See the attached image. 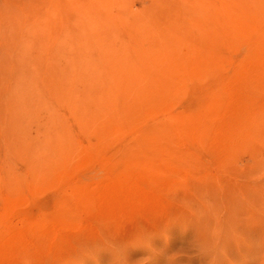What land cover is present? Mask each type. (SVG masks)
Listing matches in <instances>:
<instances>
[{
    "label": "rangeland",
    "instance_id": "374dc122",
    "mask_svg": "<svg viewBox=\"0 0 264 264\" xmlns=\"http://www.w3.org/2000/svg\"><path fill=\"white\" fill-rule=\"evenodd\" d=\"M65 15L0 24V264H264V0Z\"/></svg>",
    "mask_w": 264,
    "mask_h": 264
},
{
    "label": "bare ground",
    "instance_id": "6f19581e",
    "mask_svg": "<svg viewBox=\"0 0 264 264\" xmlns=\"http://www.w3.org/2000/svg\"><path fill=\"white\" fill-rule=\"evenodd\" d=\"M80 1L81 0H3L4 4L0 8V24L3 27L8 26L17 31L33 29L50 31L62 29L64 28L62 24L64 22L63 16L67 12V9L70 7L77 9L80 5ZM68 5H70V7ZM54 15L58 16V19L54 18Z\"/></svg>",
    "mask_w": 264,
    "mask_h": 264
}]
</instances>
